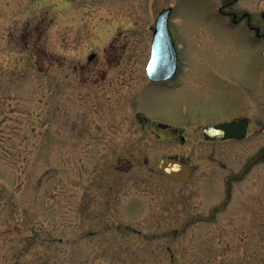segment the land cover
I'll use <instances>...</instances> for the list:
<instances>
[{
	"label": "rangeland",
	"instance_id": "374dc122",
	"mask_svg": "<svg viewBox=\"0 0 264 264\" xmlns=\"http://www.w3.org/2000/svg\"><path fill=\"white\" fill-rule=\"evenodd\" d=\"M168 6L180 75L154 84ZM244 12L264 32V0H0V264H264V41ZM229 118L244 138L203 137Z\"/></svg>",
	"mask_w": 264,
	"mask_h": 264
},
{
	"label": "water",
	"instance_id": "95a60500",
	"mask_svg": "<svg viewBox=\"0 0 264 264\" xmlns=\"http://www.w3.org/2000/svg\"><path fill=\"white\" fill-rule=\"evenodd\" d=\"M171 12V7L161 10L154 22L150 57L145 65L147 76L153 82L170 79L178 66V55L169 27ZM93 57L94 54H90L88 59ZM247 125V119L221 122L203 127L202 133L206 139H241L246 135ZM158 169L175 181L187 182L191 176V168L174 159H161Z\"/></svg>",
	"mask_w": 264,
	"mask_h": 264
},
{
	"label": "flooded vegetation",
	"instance_id": "af4514ba",
	"mask_svg": "<svg viewBox=\"0 0 264 264\" xmlns=\"http://www.w3.org/2000/svg\"><path fill=\"white\" fill-rule=\"evenodd\" d=\"M235 1H236V0H235ZM218 11H219L220 13H222V14L224 13V12H222L221 8H219ZM227 14H228V15H231L232 24H233V25H236L237 22H238V17L236 16V14H235L234 12H227ZM227 14H226V15H227ZM243 16L247 18V24H246V26H247L248 31L252 32V34H251V33H250V34H251V36H252L254 42H256L257 40H261V41L263 40V41H264V32H261L260 28H259V31H257L258 26H256V25H254V24L251 23V17L249 16V14H247V13L244 12V13H243ZM262 17H264V15H262ZM172 35H173V34H172ZM174 41H175V40H174ZM176 48H177V45H176ZM177 53H178V68H177V71H176V73L174 74V76H173L169 81H166V82H160V83H155V84H164V85H166L167 83H168V84H171V83H173L174 80L180 75V64H181V62H180V53H179L178 48H177ZM233 120H238V119H236V118H229V119H224V120L219 121V122H226V121H233ZM219 122H217V123H219ZM248 122H249V121H248ZM160 124H161V125H164L165 128H169L168 123L160 122ZM248 125H249V123H248ZM248 125H247V127H248ZM247 129H248V128H247ZM182 139H184L183 136H182ZM191 170H192V169H191Z\"/></svg>",
	"mask_w": 264,
	"mask_h": 264
}]
</instances>
